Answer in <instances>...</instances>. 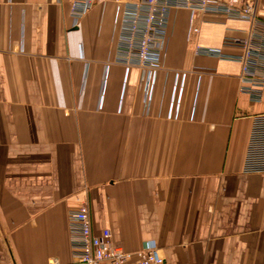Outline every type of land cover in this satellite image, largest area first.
Segmentation results:
<instances>
[{"label":"crops","instance_id":"1","mask_svg":"<svg viewBox=\"0 0 264 264\" xmlns=\"http://www.w3.org/2000/svg\"><path fill=\"white\" fill-rule=\"evenodd\" d=\"M122 15L115 0L79 19L70 0H0V264H78L81 205L133 259L264 264V175L243 173L264 98L241 92L238 61L196 53L237 57L223 41L247 26L173 10L148 89L116 63Z\"/></svg>","mask_w":264,"mask_h":264},{"label":"built area","instance_id":"2","mask_svg":"<svg viewBox=\"0 0 264 264\" xmlns=\"http://www.w3.org/2000/svg\"><path fill=\"white\" fill-rule=\"evenodd\" d=\"M101 0H70L72 14L79 19ZM123 6L117 36L116 63L142 71L146 88H152L166 42V30L173 10H186L192 22L201 14L224 16L247 26L243 37L226 36L224 47L240 50L235 57L220 49L196 48L197 55L231 59L240 64L241 92L252 101L264 98V18L258 13L260 0H115ZM199 29L192 27V34ZM243 173L264 175V113L252 117ZM70 243L78 264H167L157 250L133 255L115 246L111 230L94 234L87 205L69 214Z\"/></svg>","mask_w":264,"mask_h":264}]
</instances>
